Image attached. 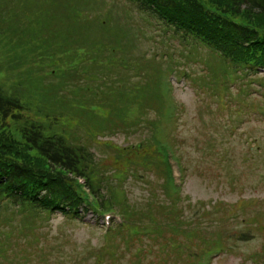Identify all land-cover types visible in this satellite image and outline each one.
I'll return each mask as SVG.
<instances>
[{
	"label": "trees",
	"instance_id": "trees-1",
	"mask_svg": "<svg viewBox=\"0 0 264 264\" xmlns=\"http://www.w3.org/2000/svg\"><path fill=\"white\" fill-rule=\"evenodd\" d=\"M64 1L65 7L53 0H0V264L52 263L66 254L70 263L75 262L74 255L59 246L49 249L38 244L44 240L45 214L57 211L73 222L83 220L88 212L96 221L102 211L117 209L123 224L113 225L106 233L104 238L110 235L111 240L124 233L133 241L179 229L180 223L161 221L151 202L142 212H133L125 206L126 200L116 199L121 191L110 187L109 193L104 191L109 177L123 180L142 167L160 176L166 198L181 193L172 188L160 148L164 140L159 124L160 120L166 124L167 109L161 77L169 74L156 70V77L132 84L125 74L143 66L150 56L147 50L130 52L135 45L127 42L131 28L140 24L131 12L145 26L161 32L162 59L170 52L171 57L202 64L195 83L203 91L201 104L209 110L214 104V111L221 112L233 92L245 105L243 96L248 97L250 88L261 93L264 103V0H125L129 7L120 17L112 14L105 1ZM58 6L66 12H59ZM117 18L125 25H118ZM81 27L84 32L99 28L104 33L92 41L89 33H74ZM180 75L191 77L186 69ZM245 81L248 84L243 87ZM131 92H140L141 99L132 98ZM150 109L158 117L153 122L145 118ZM131 119L133 124L128 126ZM120 122L123 128L144 126L150 129V137L130 147L100 139L118 131ZM172 122L177 125L176 118ZM94 143L117 150L113 174H104V164L88 147ZM82 177L97 206L85 200L78 184ZM162 208L168 216L175 214L173 207ZM196 232L185 233L192 237L188 243L200 235ZM169 246L174 249L181 244L172 237ZM202 248L191 264H198L211 250L210 246ZM51 250L57 255L48 262ZM107 252L114 253L91 248L88 255L95 264H103ZM198 253L201 256L196 260Z\"/></svg>",
	"mask_w": 264,
	"mask_h": 264
},
{
	"label": "rangeland",
	"instance_id": "rangeland-1",
	"mask_svg": "<svg viewBox=\"0 0 264 264\" xmlns=\"http://www.w3.org/2000/svg\"><path fill=\"white\" fill-rule=\"evenodd\" d=\"M76 1L83 3L86 0ZM100 1H105L111 7L112 14L117 17L124 15L129 7L124 5L127 3L125 0ZM53 2L63 7L66 5L64 0ZM58 10L61 12L59 6ZM65 12L66 9L63 8L61 13ZM130 15L140 23H134V27H130L131 36L127 42L135 44L130 52L139 54L147 50L150 56L146 63L151 67H147L144 62V67H133L125 73L128 83L145 81L152 75L156 77V70L179 76L164 80L165 85L172 89L167 94L163 93L167 100L166 124L162 125L160 120L159 128L160 138L165 141L163 143L169 145L170 141L182 160L184 179L181 176L180 195L166 198L160 176L154 171L137 167L133 169L134 173L126 174L123 180L109 177L104 184V191L107 189L109 193V187L121 191L117 193L120 197L116 196V199L126 200L125 206L133 212H142L151 202L150 205L161 221L180 223V227L175 229V233L165 230L161 234L144 236L133 241L128 240L125 233L111 240L110 235L104 238L102 221L99 218L95 221L91 212L86 213L83 220L73 222L63 219L58 211L45 214L46 229L41 232L44 240L38 244L41 243L44 248L47 245L49 249L59 246L75 257L73 263L69 262L67 254L57 260L60 263L52 262L57 253L51 250L50 259L47 261L52 263L45 264H95L92 256L88 255L91 248L114 251L104 255L103 264H191L195 260L192 258L200 252L199 248L209 246L211 250L206 255L201 256V252L197 254L196 260L201 256L199 264H264V118L258 117L256 109L264 108L261 106L264 104L261 93L250 88L248 97L243 96L244 105L237 98V93L233 92L234 97L221 112L214 111V104L212 110H209L204 102L201 104L200 96L203 97V91L195 83L196 78L201 77L202 64L193 65L187 59L171 57L170 52H166V58L162 59L161 32L155 31V27L142 24L133 12ZM117 20L118 25H125L122 18ZM84 31L85 28L81 27L74 30V33H89L92 41L101 39L104 33L99 28L90 32ZM154 52L157 54L152 55ZM126 56L127 59H133L128 54ZM184 69L191 75L192 80L180 75ZM247 84L248 81H245L242 86L246 87ZM169 88L166 87L165 91ZM151 91L149 89V94ZM128 95L136 100L141 99L140 92H131ZM253 104L256 105L255 108ZM237 108H241V112ZM168 112L170 116H173L172 113L174 116L170 118ZM145 118L153 122L158 117L150 109ZM174 118L177 125L172 122ZM132 122L133 119L128 126ZM115 125L118 126L119 122ZM120 125L116 129L118 131L100 139L112 141L117 147H130L145 137H150V129L144 126L124 127V130L122 122ZM74 136L79 135L74 133ZM88 147L104 164L106 176L115 172L112 160L117 150L105 143H94ZM163 206L173 207L175 214L166 215ZM124 219L126 220L125 215ZM85 223H90L91 226ZM197 230L200 235L193 236L194 242L188 243L192 237L185 233L191 234ZM56 237L59 238L55 240ZM172 237L175 242H180V248H170ZM156 238L158 242H153ZM192 246L194 247L191 249ZM214 247L224 248V251L218 248L213 252ZM17 264L36 263L22 260Z\"/></svg>",
	"mask_w": 264,
	"mask_h": 264
}]
</instances>
